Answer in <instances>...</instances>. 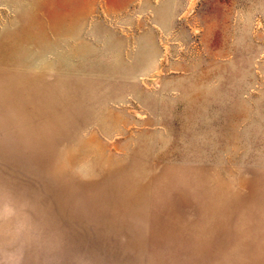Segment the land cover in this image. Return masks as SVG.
Returning <instances> with one entry per match:
<instances>
[{
    "label": "rangeland",
    "instance_id": "rangeland-1",
    "mask_svg": "<svg viewBox=\"0 0 264 264\" xmlns=\"http://www.w3.org/2000/svg\"><path fill=\"white\" fill-rule=\"evenodd\" d=\"M119 1L0 0V264H264V0Z\"/></svg>",
    "mask_w": 264,
    "mask_h": 264
},
{
    "label": "crops",
    "instance_id": "crops-1",
    "mask_svg": "<svg viewBox=\"0 0 264 264\" xmlns=\"http://www.w3.org/2000/svg\"><path fill=\"white\" fill-rule=\"evenodd\" d=\"M155 6L157 7L158 9V13H161L163 12L164 13V7H171V8H174V4L173 3H169V4H164V3H161V4H158V2L156 1V4ZM116 7H119L121 9H124V8H127V7H130V11L132 12L134 9H138L137 11L135 12H138L139 14L143 13L144 11L147 10V1L146 0H122V1H119V4L116 6ZM133 9V10H132ZM119 10V9H118ZM143 11V12H142Z\"/></svg>",
    "mask_w": 264,
    "mask_h": 264
}]
</instances>
